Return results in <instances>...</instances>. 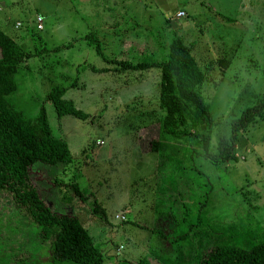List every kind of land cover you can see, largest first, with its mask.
<instances>
[{"label":"rangeland","instance_id":"374dc122","mask_svg":"<svg viewBox=\"0 0 264 264\" xmlns=\"http://www.w3.org/2000/svg\"><path fill=\"white\" fill-rule=\"evenodd\" d=\"M0 29L32 55L18 66L16 90L6 100L28 119L43 105L52 133L73 157L57 177L60 185L41 179L38 166L29 179L52 209L82 222L102 253L101 264L152 257L158 230L172 226L168 220L156 225L144 206L154 191L164 193L178 179L170 177L174 168L185 174L175 194L162 200L164 213L174 205L187 228L197 219L192 230L201 229L202 220L219 234L237 225L262 232L264 116L238 134L234 161L213 165L199 157L194 136L184 137L178 141L184 149L169 151L175 156L165 158L157 174L158 154L141 150L157 135L159 71H118L115 61L162 60L170 39L180 35L204 75L198 91L210 104L214 149L217 136L229 132L232 112L264 95V0H0ZM217 58L228 60L227 68ZM54 86L65 88L63 98L88 117H57L46 99ZM6 198H0V255L38 243Z\"/></svg>","mask_w":264,"mask_h":264},{"label":"trees","instance_id":"16d2710c","mask_svg":"<svg viewBox=\"0 0 264 264\" xmlns=\"http://www.w3.org/2000/svg\"><path fill=\"white\" fill-rule=\"evenodd\" d=\"M95 49L98 51L96 45ZM31 56L0 29V198L7 197L8 205L25 218L38 240L32 247L0 255V264H101L102 253L82 222L70 212L52 209L29 179V172L38 166L43 168L41 179L60 185L58 175L73 160L65 140L52 133L43 105L39 106L34 118L28 119L23 118L6 100L16 90L13 75L18 66ZM115 63L118 64V71L150 68L159 71L157 101L161 114L156 117L157 135L148 141L144 151L141 150L158 154L157 174L167 162L165 158L175 156L169 157V151L184 149L178 144L179 139L184 137L194 136L193 142L201 152L199 157L213 165L234 161V144L238 134L264 116L262 95L237 111L238 114L232 112L228 134L218 135L215 147L211 149L209 140L213 120L210 104L198 91L204 75L180 35L170 39L162 60L150 58ZM216 63L223 69L229 64L222 58H217ZM64 92L65 88L54 86L46 95L56 116L70 115L85 120L88 114L63 98ZM182 173L180 169H172L170 177L178 179L167 184L164 193L158 191L155 195L154 191L151 200L154 203L152 212L157 220H168L166 222L172 228L174 223L175 229L170 228L169 232L163 229L164 233L158 230L161 235H157L156 250L151 251V258L142 257L135 263L126 264H264V227L261 233H254L256 229L248 230L244 225H237L219 234L212 228L207 229L206 222L201 220L203 227L192 230L189 228L199 224L197 219L194 225L187 228L185 216L178 215L174 205L168 207L172 209L165 213L161 210L165 206L162 203L165 195L175 194L172 190L179 184ZM72 188L79 195L77 184ZM91 210L98 211L94 207ZM222 234L224 239L219 237ZM34 251H37L36 256Z\"/></svg>","mask_w":264,"mask_h":264},{"label":"crops","instance_id":"0c3cea01","mask_svg":"<svg viewBox=\"0 0 264 264\" xmlns=\"http://www.w3.org/2000/svg\"><path fill=\"white\" fill-rule=\"evenodd\" d=\"M157 82H158V80H157ZM148 199H150V197H148ZM153 204H154V203H152V201L150 200L149 202L146 203V206H144V208H145L146 210L152 212ZM127 210H129V209H127ZM149 222L152 223V222H154V220L151 219V221L149 220ZM165 222H166L165 220H156V225H157V223H158V224H159V223H163V224H164ZM152 224H153V223H152ZM147 229H148V228H147ZM148 230H149V229H148ZM170 231H171V230H170Z\"/></svg>","mask_w":264,"mask_h":264},{"label":"built area","instance_id":"2783aa9c","mask_svg":"<svg viewBox=\"0 0 264 264\" xmlns=\"http://www.w3.org/2000/svg\"><path fill=\"white\" fill-rule=\"evenodd\" d=\"M181 15H182V12L176 13V16H181ZM36 27L38 29H41L42 28V26H41V19L40 18H37V25H36ZM115 218H118L117 215H115ZM119 219H123V217L120 216Z\"/></svg>","mask_w":264,"mask_h":264}]
</instances>
